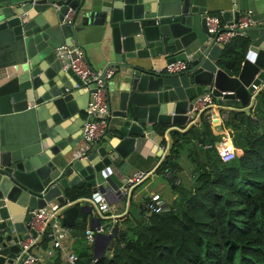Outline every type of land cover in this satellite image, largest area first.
I'll return each instance as SVG.
<instances>
[{"label":"water","instance_id":"water-1","mask_svg":"<svg viewBox=\"0 0 264 264\" xmlns=\"http://www.w3.org/2000/svg\"><path fill=\"white\" fill-rule=\"evenodd\" d=\"M207 4V0H0V264H19L17 241L29 231L36 234L29 224L33 209L48 202L57 203L54 215L63 225L72 226L80 214H91V226L99 227L101 218L92 214L88 197L102 192L111 202L110 192L121 193L116 179H123L133 152L140 151L146 138L160 146L161 163L176 140L172 131H185L200 121L201 112L194 119L187 112L197 94L211 90L218 98L238 99L243 110L250 111L264 86V39L249 44L237 74L220 66L210 68L205 58L215 38L206 43L211 36ZM68 7L73 8L70 21L64 18ZM50 15L53 21L48 20ZM59 42L79 44L90 67L83 45L98 43L108 57L104 68L115 67L117 75L107 83L110 115L105 133L84 157L72 156L81 135L71 134L84 120L80 110L90 90L59 57L51 60ZM188 54L187 82H166L179 73L153 67L158 56L170 62L187 59ZM81 86L85 92L80 95L76 90ZM85 185L91 188L90 196L70 199L69 191ZM129 211L139 216L135 206ZM118 227L96 231L95 258L110 253ZM42 237L39 234L37 242ZM42 262L53 264L51 258Z\"/></svg>","mask_w":264,"mask_h":264},{"label":"trees","instance_id":"trees-1","mask_svg":"<svg viewBox=\"0 0 264 264\" xmlns=\"http://www.w3.org/2000/svg\"><path fill=\"white\" fill-rule=\"evenodd\" d=\"M249 44L244 33L231 37L216 58L218 66L237 74ZM207 114L201 113L198 125L172 131L176 140L154 169L176 191L165 209L149 211L142 205L132 222H116L111 254L95 258L92 244L79 235L77 259L64 262L57 249L53 264H264V86L248 113L239 110L223 120V132L212 128ZM91 193L85 185L69 196ZM86 220L83 216L69 227L83 233ZM48 232L37 243L41 249L49 245Z\"/></svg>","mask_w":264,"mask_h":264},{"label":"built area","instance_id":"built-area-1","mask_svg":"<svg viewBox=\"0 0 264 264\" xmlns=\"http://www.w3.org/2000/svg\"><path fill=\"white\" fill-rule=\"evenodd\" d=\"M72 12L73 8L68 7L64 14V18L67 21L71 20ZM257 22V19L251 15L250 10L239 12L237 18L227 21L221 20L215 13L207 12L206 25L208 31L211 33L208 41L214 37L215 43L224 45L231 37L244 33L243 30L246 27L254 26ZM56 53L62 60L63 66L71 67L82 79L83 85L90 90L84 109V120L81 125L82 141L72 151L73 157H84L92 145L100 140L105 133L110 115L108 109L107 83L114 75L115 67L107 66L106 68L102 67L99 69L90 67L83 58L82 49L79 44H74L72 46L62 43L56 48ZM187 57V59H175L166 62L164 67L158 70L170 73L185 71L188 68L191 55ZM90 84L91 86L89 87ZM217 99L218 97L214 96L211 90L202 91L191 99V108L187 112L192 115V119H194L198 112L206 111L208 112L207 117L212 119L215 115L214 111L218 107ZM226 135L227 134H223L222 139L226 142L227 147L230 148L231 146L228 144L229 137ZM151 172L153 171H145L142 169L133 171L125 178L122 186L119 187L120 191L130 193L131 189L143 181ZM88 198L93 204L94 213L101 219H107V223H101L100 226L95 229V234L96 231L111 232L112 227L117 224V220L116 213L109 212L111 206L110 202L104 197L102 192H98L96 196H90ZM145 205L149 208V211H158L166 207L158 193H153L145 202ZM57 208V203L48 202L44 206L33 209L29 224L30 227L35 229L36 234L34 235L29 231L26 237L17 241L19 244V251L16 254V261L19 264H43L42 260L50 258L54 249L61 250L62 255H65V261L72 263L77 259L76 253L69 251L67 246L63 244L62 240L55 233V230L59 227H62L64 231L71 230L69 226L61 224L60 219L54 215ZM48 219L51 220L48 222ZM48 228L49 245L45 249H35V247H38L37 236L39 234L44 235ZM95 234L92 229H86L85 237L87 242L93 243Z\"/></svg>","mask_w":264,"mask_h":264},{"label":"crops","instance_id":"crops-1","mask_svg":"<svg viewBox=\"0 0 264 264\" xmlns=\"http://www.w3.org/2000/svg\"><path fill=\"white\" fill-rule=\"evenodd\" d=\"M207 12L209 13H215L217 14L221 20L227 21L230 19H233L235 17V12H242L244 10H250L251 15L257 19V24L254 25L253 29L246 31L244 34L248 35L250 39V44L251 43H257L260 40L264 39V27L261 29H257L258 26H263L264 24V0H207ZM230 10V14L228 15H223V11ZM48 20L53 21L54 17L50 15L48 17ZM257 27V28H256ZM209 38L206 40V43L208 42ZM64 42H59L56 45V48ZM221 44L219 43H214L211 48L209 49L206 58H205V63L207 66L210 68L218 67L216 58L218 57L220 50L222 49ZM84 48H86V58L88 62L92 65V68L94 69H99L104 67V65L108 62V57L106 56L105 53H103L100 50L99 44L94 42V43H88L86 45H83ZM56 48L54 50V56L51 58L53 62H57L59 60L58 55L56 53ZM198 49V48H197ZM201 50H204L203 48L200 47ZM48 53V51H46ZM45 53V54H46ZM189 55V54H188ZM62 62V61H61ZM166 64V57L165 56H158L154 60V69H160L164 67ZM116 73L112 76V78L109 80L108 83L111 82V80H114L116 77ZM166 82H173V81H180V82H187L189 80V74L185 73V71H182L179 73L178 76L176 77H167L165 78ZM264 82V81H262ZM79 94H84L85 92V87L81 86L77 90ZM217 104L218 107L215 109V115L211 120L212 128L215 131H220L223 132V123L225 120H228V118L233 115L235 111L243 110V105L240 104V101L238 99H221L220 97L217 99ZM86 106V104H85ZM251 108V106H250ZM85 109V107H84ZM84 109L80 110V113L84 116ZM244 111V110H243ZM206 112V111H205ZM203 113V112H201ZM208 113V112H207ZM247 113V112H246ZM236 116V115H235ZM77 117V113L71 116L70 118L73 119ZM224 120V122H223ZM199 123V122H198ZM198 123L193 124V125H198ZM82 125V123H81ZM81 125L79 126V130L72 133L71 137L74 136V134L79 133L81 135ZM185 125H180V128H184ZM158 131V127H156ZM69 134V133H67ZM225 134V133H223ZM222 134V135H223ZM82 141V137L80 136V139L78 142H76V146L79 145ZM75 146V147H76ZM74 146L72 147L71 150H74ZM160 146L156 145L154 142V139L152 138H146L145 142L141 145L140 151H134L133 152V159L130 163L129 166L125 168L124 172V177L123 179H116L119 187L122 186L125 178L132 173L135 170L142 169L145 171L152 170L151 172L143 181L135 185L130 193H125L122 191L120 194H115L114 192L110 194L109 192V200L110 202V210L109 212L116 213V220L119 225H125L128 222H132L133 219H131V215H133L130 211L129 208L131 205L135 206L136 210L140 211L142 205H145V202L151 197L153 193H158L160 195V198L164 202V205H168L173 198L176 196V191L173 185H171L167 179L160 173L156 172L154 169L155 167L160 164V158L161 155L159 154ZM184 151L181 152V155L184 156ZM186 167V166H184ZM185 175L188 177L190 176L189 174V168L184 169ZM112 176H114L112 174ZM177 181L181 180L182 175L176 176ZM123 196V198H122ZM95 216L98 217L92 212ZM91 214L86 216V222L84 224L83 228V233L80 231H64L62 227H59L58 229L55 230V233L59 236V238L62 240L63 244L67 246L69 251L75 252V246L74 241L75 239L80 235L85 237V230L86 229H92L95 234V227H92L89 221V217ZM135 216V215H133ZM81 217H83L81 214L78 216L76 219L77 224H79ZM137 217V216H135ZM125 219V220H124ZM111 220V219H110ZM102 224L107 223L104 219H101ZM112 222V221H111ZM115 222V221H114ZM113 222V223H114ZM63 226V225H62ZM119 228V227H118ZM80 232V233H79ZM86 238V237H85ZM50 242V241H49ZM89 243V242H88ZM94 243V242H93ZM93 243L92 244V252H93ZM38 247H35V249H40L39 245ZM113 248V247H112ZM112 248L110 249V253L112 252ZM57 249H54V252H56ZM51 258V257H50ZM60 258L62 261L65 262V255H62V252L60 250ZM52 259V258H51Z\"/></svg>","mask_w":264,"mask_h":264},{"label":"rangeland","instance_id":"rangeland-1","mask_svg":"<svg viewBox=\"0 0 264 264\" xmlns=\"http://www.w3.org/2000/svg\"><path fill=\"white\" fill-rule=\"evenodd\" d=\"M254 102H255V101H254ZM185 148H186V146L182 149V151H185V150H186ZM182 151H181V152H182ZM104 220L107 221V219H104Z\"/></svg>","mask_w":264,"mask_h":264}]
</instances>
